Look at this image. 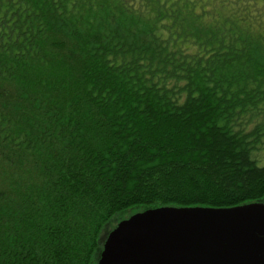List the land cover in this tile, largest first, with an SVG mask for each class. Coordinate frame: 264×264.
I'll list each match as a JSON object with an SVG mask.
<instances>
[{
    "label": "trees",
    "instance_id": "1",
    "mask_svg": "<svg viewBox=\"0 0 264 264\" xmlns=\"http://www.w3.org/2000/svg\"><path fill=\"white\" fill-rule=\"evenodd\" d=\"M264 202V0H0V264H97L150 208Z\"/></svg>",
    "mask_w": 264,
    "mask_h": 264
},
{
    "label": "water",
    "instance_id": "2",
    "mask_svg": "<svg viewBox=\"0 0 264 264\" xmlns=\"http://www.w3.org/2000/svg\"><path fill=\"white\" fill-rule=\"evenodd\" d=\"M97 264H264V202L139 211L110 231Z\"/></svg>",
    "mask_w": 264,
    "mask_h": 264
}]
</instances>
